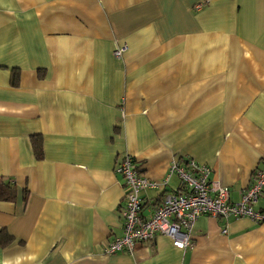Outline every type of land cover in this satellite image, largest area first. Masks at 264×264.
Returning <instances> with one entry per match:
<instances>
[{
	"label": "crops",
	"instance_id": "1",
	"mask_svg": "<svg viewBox=\"0 0 264 264\" xmlns=\"http://www.w3.org/2000/svg\"><path fill=\"white\" fill-rule=\"evenodd\" d=\"M126 154L149 179L195 160L239 199L264 167V0H0V264H264L246 217L107 253ZM179 186L143 191L142 215Z\"/></svg>",
	"mask_w": 264,
	"mask_h": 264
},
{
	"label": "built area",
	"instance_id": "2",
	"mask_svg": "<svg viewBox=\"0 0 264 264\" xmlns=\"http://www.w3.org/2000/svg\"><path fill=\"white\" fill-rule=\"evenodd\" d=\"M126 49L117 46L113 55L119 58ZM115 171L123 180L124 197L120 208L121 235L112 239L106 252L111 254L126 249L149 245L155 234L170 238L179 249L192 246L191 231L195 220L201 215L225 219L246 217L252 221L264 219V211L254 209L264 194V167L253 172L251 183L240 193L236 201L230 200L229 191L216 181H210L209 166L188 159L185 162L172 160L166 175L149 179L141 173L140 165L129 154L121 158ZM176 175L179 189L166 191L162 202L155 206L149 216H143L141 193L147 189H159L167 185L170 176ZM225 229L222 230L224 232Z\"/></svg>",
	"mask_w": 264,
	"mask_h": 264
},
{
	"label": "trees",
	"instance_id": "3",
	"mask_svg": "<svg viewBox=\"0 0 264 264\" xmlns=\"http://www.w3.org/2000/svg\"><path fill=\"white\" fill-rule=\"evenodd\" d=\"M39 151H40V149L37 148V152H39ZM178 189H179V187L177 188V190ZM15 195H16L15 185L8 180L0 179V200H12V199H14ZM0 233H2L3 236H5V234H6V232H4L2 229H0ZM7 239L9 240V238H7Z\"/></svg>",
	"mask_w": 264,
	"mask_h": 264
}]
</instances>
